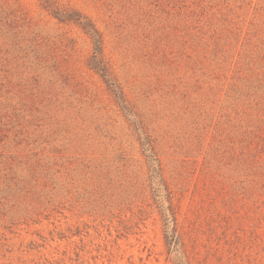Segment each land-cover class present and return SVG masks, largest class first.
Instances as JSON below:
<instances>
[{
    "label": "rangeland",
    "instance_id": "374dc122",
    "mask_svg": "<svg viewBox=\"0 0 264 264\" xmlns=\"http://www.w3.org/2000/svg\"><path fill=\"white\" fill-rule=\"evenodd\" d=\"M177 255L264 264V0H0V264Z\"/></svg>",
    "mask_w": 264,
    "mask_h": 264
},
{
    "label": "trees",
    "instance_id": "16d2710c",
    "mask_svg": "<svg viewBox=\"0 0 264 264\" xmlns=\"http://www.w3.org/2000/svg\"><path fill=\"white\" fill-rule=\"evenodd\" d=\"M71 15H75L76 17L67 18V19L69 20L74 19L75 22H77L84 30H86L90 34L93 44H94V49H95L93 59L96 62V65H101V68H100L101 74L102 76L107 78V76L109 75V72L107 70V67L104 64V60L102 57V54H103L102 40H101V36L98 30L95 28L94 24L90 20L84 17H83L84 20H81L82 16L74 12ZM57 17L59 18L60 16H57ZM59 19L65 20L66 18L65 19L59 18ZM147 151L148 153L146 156L148 159V164H149L148 166L150 169L151 183L152 185L155 186L153 188L154 189L156 188V190H158L159 187L161 186L164 187V181L161 175L160 163H159L157 155L155 154L153 146H150L149 149H147ZM165 191H167V188H165ZM167 198H168L167 201L170 203L171 197L169 195V192H168ZM167 210L170 213L171 219L165 214L164 208L161 209V213H162L163 220H164L166 244L168 246V251L171 252L173 249H175V247L177 246L179 242L176 237V218H175V213H174L171 203L167 207ZM172 260L174 261L175 264H183L181 259L178 257V255L173 256Z\"/></svg>",
    "mask_w": 264,
    "mask_h": 264
}]
</instances>
